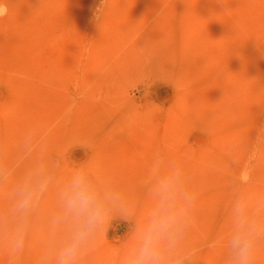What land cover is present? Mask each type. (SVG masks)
Wrapping results in <instances>:
<instances>
[{
  "label": "rangeland",
  "instance_id": "obj_1",
  "mask_svg": "<svg viewBox=\"0 0 264 264\" xmlns=\"http://www.w3.org/2000/svg\"><path fill=\"white\" fill-rule=\"evenodd\" d=\"M100 6L0 0V159L13 182L37 157L53 177L23 253L11 258L0 241V264H40L56 193L81 165L135 205L137 225L151 184L179 167L194 202L172 264L192 254L233 264L225 242L237 202L257 225L264 264V0H105L98 22ZM11 190L0 189V211ZM132 228L110 222L82 264H117Z\"/></svg>",
  "mask_w": 264,
  "mask_h": 264
},
{
  "label": "clouds",
  "instance_id": "obj_2",
  "mask_svg": "<svg viewBox=\"0 0 264 264\" xmlns=\"http://www.w3.org/2000/svg\"><path fill=\"white\" fill-rule=\"evenodd\" d=\"M104 4L105 0H101L94 13L98 22ZM256 138L264 139V128L257 131ZM35 141L34 130H27L19 144L25 156L34 151ZM154 159L158 161L160 155ZM49 167L37 157L34 166L13 182L12 170L0 159V189L12 184L10 203L5 211H0V241L13 259L23 253L31 229V214L52 185ZM58 167V162L51 164V168ZM180 175L181 169L176 167L172 174L155 179L149 188L151 205L143 222L137 225L135 205L126 204L121 196L101 187L86 165L76 167L56 193L57 209L49 217L50 239L40 264H82L98 236L113 220L133 223L130 243L118 252L117 264H172L170 253L189 228L194 202L193 194L184 191ZM258 235L246 206L237 202L225 242L233 264H255ZM185 258L189 264H195L193 254Z\"/></svg>",
  "mask_w": 264,
  "mask_h": 264
}]
</instances>
